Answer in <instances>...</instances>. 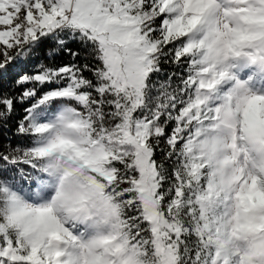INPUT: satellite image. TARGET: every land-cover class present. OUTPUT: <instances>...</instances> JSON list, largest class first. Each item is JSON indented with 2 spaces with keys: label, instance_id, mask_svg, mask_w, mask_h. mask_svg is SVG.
<instances>
[{
  "label": "snow or ice",
  "instance_id": "snow-or-ice-1",
  "mask_svg": "<svg viewBox=\"0 0 264 264\" xmlns=\"http://www.w3.org/2000/svg\"><path fill=\"white\" fill-rule=\"evenodd\" d=\"M0 264H264V0H0Z\"/></svg>",
  "mask_w": 264,
  "mask_h": 264
}]
</instances>
